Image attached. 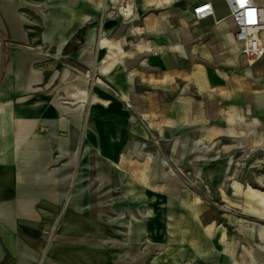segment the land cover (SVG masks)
<instances>
[{"label": "crops", "instance_id": "0c3cea01", "mask_svg": "<svg viewBox=\"0 0 264 264\" xmlns=\"http://www.w3.org/2000/svg\"><path fill=\"white\" fill-rule=\"evenodd\" d=\"M203 1L0 0V264H99L104 244L90 242L101 233L90 219L89 162L104 170V158L116 163L122 155L115 145L106 149L102 109L110 100L133 108L138 89L175 91L182 76L205 93L182 65L221 61L218 50L240 47L223 0H208L212 17L193 18ZM237 57L247 69L249 60ZM259 63L264 68V58ZM137 72L157 83L138 82ZM184 96L180 122L191 126L195 103L184 105ZM117 129L113 122V140ZM159 224L140 233L158 241Z\"/></svg>", "mask_w": 264, "mask_h": 264}, {"label": "rangeland", "instance_id": "374dc122", "mask_svg": "<svg viewBox=\"0 0 264 264\" xmlns=\"http://www.w3.org/2000/svg\"><path fill=\"white\" fill-rule=\"evenodd\" d=\"M89 31L93 37L94 29ZM239 53L226 47L218 50L221 61L182 65L200 77L205 91L201 95L187 86L189 76H182L175 91L138 89L133 108L130 100L120 109L119 102L110 100L102 109L99 125L104 127L106 149L115 145L122 155L116 163L104 158V170L89 162L90 219L101 233L90 242L104 244L99 264H264V68L254 58L247 69L241 67ZM111 63L107 59L106 67ZM136 77L138 82L157 83L154 77L145 80L141 72ZM104 84L118 100L119 92ZM180 96L187 106L194 100L191 126L180 122ZM113 122L120 140L119 135L111 137ZM175 183L177 195L170 192ZM187 190L191 200L185 207ZM165 196L173 199L172 205L162 202ZM176 209L180 216L191 213L199 236L210 226L216 234L223 233H210V250L197 245V262L181 257L191 252L173 249L176 243L165 241L170 249L165 254L160 239L140 233L141 227L157 229L161 223L162 238H170ZM93 225L89 223L94 231ZM133 229L140 235L134 237Z\"/></svg>", "mask_w": 264, "mask_h": 264}, {"label": "built area", "instance_id": "2783aa9c", "mask_svg": "<svg viewBox=\"0 0 264 264\" xmlns=\"http://www.w3.org/2000/svg\"><path fill=\"white\" fill-rule=\"evenodd\" d=\"M228 18L234 27V38L239 44L241 55L260 60L264 58V0H223ZM208 0L192 9L195 20L213 16Z\"/></svg>", "mask_w": 264, "mask_h": 264}, {"label": "bare ground", "instance_id": "6f19581e", "mask_svg": "<svg viewBox=\"0 0 264 264\" xmlns=\"http://www.w3.org/2000/svg\"><path fill=\"white\" fill-rule=\"evenodd\" d=\"M119 50H120V48H119ZM246 60H250V58H246ZM251 61H253V60H251ZM119 100L122 101V102L125 101L123 97H120ZM105 103H106V105L108 104V102H105ZM177 189H178V184L175 183V184L171 185V191L170 192L173 193V194L176 193V195H177L178 194ZM221 198L222 199L225 198V194L222 191H221ZM190 200H191V197H190L189 191L187 190V192H185L184 198H183V204L185 205V207H187V203H189L188 201H190ZM172 201H173V199H171L168 196H165V199L162 200V202H165L169 206H170V204L171 205L173 204ZM173 210L175 211V209H173ZM176 211L179 212V210H177V209H176ZM149 214L152 215L151 212H149ZM193 219L194 218L191 217V213L190 212L186 211L181 216H180V212H179V214L177 213V217L175 218V220L173 219L174 221L171 223L172 226H173V228H172V231H173L172 233L173 234L171 235V237L170 238H164L162 240V237H161L162 235H160V244L166 245V247H167V248L163 249V252H165V254H166V252H168L170 250L165 241L170 242V243H176L177 246H176V248H173V249H176L177 251H182V252H184L185 250L186 251H190L191 252L190 256H185L183 253H182L183 255L180 254V256L183 257L184 259H186L187 261H189L188 259H192L193 262H197L199 260L198 259V255L195 254V252H194V251H198L197 249H199V247H197V245H201L200 249H204V250L208 249V250H210L211 245H214V242H212V239H210V238H209L210 239L209 240L208 236L211 235L210 234L211 232H215V231H213L212 226H210V227L206 228L205 230H203L205 236L204 235L203 236L201 235L202 237L199 236L200 234H198V232H197L198 226L195 225ZM135 231H137V230L135 229ZM135 231L133 229L132 235L134 237H137L139 235V233L135 232ZM194 232L197 234V235L195 234L196 236L193 235ZM220 233H221V235L223 234L220 230H218L217 234L215 232V235H218ZM156 234H157V232H156ZM199 254L203 255L202 253H199ZM180 256H179V258H180Z\"/></svg>", "mask_w": 264, "mask_h": 264}]
</instances>
